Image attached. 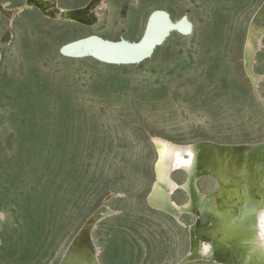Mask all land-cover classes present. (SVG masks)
<instances>
[{"label":"rangeland","instance_id":"obj_1","mask_svg":"<svg viewBox=\"0 0 264 264\" xmlns=\"http://www.w3.org/2000/svg\"><path fill=\"white\" fill-rule=\"evenodd\" d=\"M263 3L96 0L88 12L97 20L86 27L60 19L43 0H0V264H57L106 196L114 213L91 231L96 262L180 260L193 217L180 215L181 225L146 203L155 160L150 137L264 141V35L249 66L259 76L255 85L243 58L249 21ZM157 11L172 24L181 18L190 32L173 30L140 63L62 52L90 35L137 41ZM183 175L172 177L183 182ZM197 186L207 192L216 184ZM185 196L178 190L172 198ZM196 260L186 264H215Z\"/></svg>","mask_w":264,"mask_h":264},{"label":"bare ground","instance_id":"obj_2","mask_svg":"<svg viewBox=\"0 0 264 264\" xmlns=\"http://www.w3.org/2000/svg\"><path fill=\"white\" fill-rule=\"evenodd\" d=\"M43 1L57 11L62 20L86 27L94 26L97 20L96 12H88V6L96 0L76 8H60L57 0ZM258 9L249 21L244 51L245 68L253 85L259 76L250 73L249 66L264 35V3ZM148 18V35L141 43H138L140 39L112 41L90 35L62 47V52L74 57L92 53L97 60L109 64L132 65L146 59L149 51L151 53L154 49L153 44L157 43V46L173 30L190 32V26L181 18L172 24L165 11L151 12ZM83 49L85 54H80ZM251 50H254L252 55L249 54ZM151 139L156 146L158 160L157 182L149 203L152 208L175 217L181 225L184 222L180 215L193 217L187 227L188 246L190 244L187 261L201 259L215 264H264V141L225 143L203 139L194 141L197 142L194 145V142L176 143L158 136H151ZM176 172L184 174V177V172H187L194 181L186 184L177 182L172 177ZM204 179L215 184L218 180L219 188L216 184L210 191L199 190L196 184ZM178 190H186L190 194L188 203L186 199L179 203L172 198ZM105 204L102 203L93 216L83 222L60 264H99L91 231L98 221L114 213Z\"/></svg>","mask_w":264,"mask_h":264},{"label":"water","instance_id":"obj_3","mask_svg":"<svg viewBox=\"0 0 264 264\" xmlns=\"http://www.w3.org/2000/svg\"><path fill=\"white\" fill-rule=\"evenodd\" d=\"M263 2H264V0H262ZM149 24H150V19L148 18V21H147V23H146V26H145V29H144V32H143V34H142V36L140 37V40H139V42L138 43H141L143 40H145V38L147 37V35H148V31H149ZM162 39H160L158 42H160ZM246 40H247V36H246V39H245V43H246ZM157 43H154L153 44V47L152 48H154L155 47V45H156ZM151 51V50H150ZM150 51H149V53H150ZM245 44H244V48H243V58L245 57ZM149 53L147 54V55H149ZM254 53V50H251L250 51V53L249 54H253ZM91 55V57L92 58H94V59H96V57L97 56H95L94 54H90ZM244 62V61H243ZM244 70L246 71V68H245V65H244ZM246 73H247V71H246ZM264 106V105H263ZM150 143L152 144V146H153V149H154V152H155V161H154V164H153V180H152V183H151V185H150V187H149V190H148V192H147V194H146V203L151 207V205H150V203H149V197L151 196V194H153V192H154V185H155V183L157 182V174H156V162H157V160H158V152H157V149H156V146H155V144L153 143V141H152V139H151V137H150ZM192 144H197V142H194V143H192ZM185 173V177H184V179H183V184H186V183H188V182H193L194 181V179H193V177L189 174V173H187V172H184ZM216 184H217V188H219V182H218V180H216ZM196 186H197V184H196ZM184 193L186 194V202L188 203L189 202V200H190V194L185 190L184 191ZM107 197V196H106ZM105 197V198H106ZM104 198V200H103V203H105L108 199H110V198H108V199H105ZM95 212V211H94ZM94 212L90 215V217L89 218H91L92 216H93V214H94ZM88 218V219H89ZM81 228V227H80ZM80 228L78 229V231L80 230ZM77 231V232H78ZM77 232L73 235V237L71 238V240H70V242L68 243V245H67V247H66V249H65V251L63 252V254H62V256L60 257V259H59V261L57 262V264H60L61 263V260H62V258H63V256H64V254H65V252H66V250L69 248V246H71V242L75 239V235L77 234ZM189 249H190V244H189V246H188V252L180 259V260H178L175 264H186V263H188V261H187V259H186V257H187V255H188V253H189Z\"/></svg>","mask_w":264,"mask_h":264}]
</instances>
